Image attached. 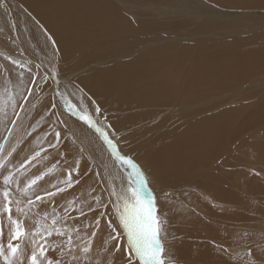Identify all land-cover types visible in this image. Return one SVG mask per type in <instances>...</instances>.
Instances as JSON below:
<instances>
[{
	"label": "rangeland",
	"instance_id": "374dc122",
	"mask_svg": "<svg viewBox=\"0 0 264 264\" xmlns=\"http://www.w3.org/2000/svg\"><path fill=\"white\" fill-rule=\"evenodd\" d=\"M64 1L56 0L55 2L53 0L52 4ZM81 1L84 5L91 2V0ZM81 1L78 0V2ZM115 1L119 5H116L118 8L115 6ZM168 1L111 0L112 3L110 7L107 6V10L111 14L118 12L122 19L130 24L126 23L127 27H131V29L137 23L136 27L139 31L135 30L133 34L138 39H134L136 42L144 40L142 47L145 46L146 50L151 47L159 50L167 43L172 42L174 46H171L170 52L173 57L167 53L165 58L179 66L178 68L183 67L182 69L185 71L187 66H191L197 74V80L206 70L209 74L207 73L201 79L210 75L209 70L211 69H205V67H208L207 63L211 64L210 62H214L218 58L224 60L226 56L230 55L231 57L232 55L233 57L235 55L236 57L234 56L230 60L235 64L236 69L233 73V68L228 65L230 70L229 72L224 71L227 77H225L226 81L221 84L222 87L214 85L220 80L215 78L217 80H214L213 85L202 91L197 97H193L194 93H187L186 90H184V94L177 93L178 98L181 96L179 100H182L178 105L173 103L172 96H167L165 102L142 104L143 100L153 101L152 96H155L154 94L150 96V89H145L142 93L137 94V97L142 100L137 103L138 105H135L138 107H135L130 103L132 101L128 97L107 99L106 96L110 97L109 92H104L100 88L99 92L102 95L90 85L93 81L89 78L87 69L91 71L105 70L108 67L107 64L112 65L115 56L112 57L111 50L101 49L97 42L93 45L86 43L81 49L76 50H69V48L61 46L62 35L58 36L50 28L51 25L55 26L56 22L46 17L43 20L44 17L36 13L46 6L45 0H35L33 3L0 0V54H11L10 56L18 60L27 58L24 63L18 62V68H12L21 76L19 90V97H21L20 101L15 104L14 115L10 120V122L15 120V125L10 123L2 138L0 161L4 155L6 160L3 162L6 165L9 158L20 154V150H23L26 145H22V148L21 144L29 136L26 133L28 126L34 121L40 120L54 129L52 132L49 131L46 145L44 143L48 151L39 152L40 154L34 158L35 160L29 158L27 162H24L25 159H23L24 167L20 171L24 170L20 175L36 170L39 168L38 166L44 165L43 162H51L58 155L57 163H50V168L43 166V172L38 175L41 177L37 180L39 183L35 184L42 186L45 182L46 186H51L62 179L65 182L70 170H72V180L78 181L69 189L65 187L62 180L60 185L58 182L57 186L52 185L51 187H63L66 188V191L60 192L56 190L58 188L54 187L51 189L56 190L52 192L55 193L54 195L32 196V203H28L29 199L21 196L15 197L11 194L12 219L20 222L24 233L19 240L11 241L13 244L20 245L12 258L14 264H31V255L33 251L39 250V245H43L46 249L44 264H47L48 260H51L52 264H128L127 238L119 226L118 209L122 210L125 200L131 202V191L141 189L145 200L149 198V193L152 194L155 215L162 222L160 240L164 248L165 264H226L225 261L229 260H233L232 264H264V59L261 57L260 51L252 50L253 46H258L261 39L262 43L259 46L264 47V9H234L226 5L225 2L222 3L221 0H194V3L190 0H184L185 2ZM120 2L121 4H119ZM35 3L38 5L33 8ZM99 6L96 7L97 11H101ZM44 7L43 9H45ZM87 9H95V7L93 4H89ZM41 12L45 13L44 16L50 14L55 17L56 15L44 10ZM101 17L98 15L97 19H101ZM43 21L46 23L43 24ZM204 28L205 30H203ZM241 30L247 31L241 32ZM195 31H199V35L193 37L192 33ZM211 32V35H204ZM200 35L203 36L200 37ZM251 35L256 38H250ZM170 37H172L171 40L167 42L165 39ZM178 37L184 42L177 39ZM198 37L207 41L208 44L189 51L192 53L191 59L195 61L190 63L185 57L184 51L189 41L197 40ZM242 37L246 38L242 39ZM240 38L242 41L239 40ZM249 38L252 40L249 41ZM25 39L27 40L25 41ZM134 39L129 38V40ZM157 39L159 40L157 41ZM53 40L55 44H53ZM233 40H236L240 47L236 43L238 45L236 49ZM108 42L109 40H107ZM148 42H150L149 45ZM133 43L135 42L133 41ZM210 43H214V46H218L220 50L215 55V48L209 47L212 46ZM129 49H132V46ZM91 50L93 51L91 52ZM137 50H139L138 53L144 52V49L134 48L131 54H136ZM94 51L103 54L106 52V55L104 54L106 57L101 56L102 58L98 59L94 56ZM246 52L248 53L246 54ZM87 53H89V57L85 55ZM222 56L224 57L222 58ZM251 56H253V63L250 61L252 60ZM262 56L264 55L262 54ZM132 59L130 57L128 60ZM230 60L229 62L232 63ZM257 60L258 62L261 60L260 66ZM117 62L116 60L115 63ZM245 62H250L253 68L256 65L260 72L253 73L254 77H252V73H249L250 77L243 79L245 81L236 79L237 82L228 87L230 81L235 80L234 76L242 77L241 74L245 72V69L242 68L238 71L237 65L238 63L245 64ZM0 64H3L1 67L7 65ZM8 68L11 69L10 64ZM82 68L84 69L82 70ZM215 69L218 68L215 67ZM30 80H34V83ZM42 80L43 82H41ZM14 84L16 85V83ZM119 87L121 84L109 87V89L114 90L115 88L116 90ZM183 95L199 99L195 102H187L183 100ZM119 100L122 102L120 103ZM31 101L36 105L29 114L25 112V109L32 103ZM127 104L132 106L128 107ZM70 105L75 108V112L69 111ZM97 107L100 109L99 114L96 112ZM210 109H212L211 112ZM134 110L135 112H133ZM229 110H232V114L222 120V123L228 128H223L222 130L226 131L213 137L214 140L212 139L218 141L217 143L223 139L219 143V147L215 146L214 153L213 151L208 153L205 149L203 157L198 155L192 162L190 156L186 157L189 155L186 149H174L178 152L172 150L173 154H176L170 161L174 165V173H165L159 177L160 179L151 177L152 169L154 171L159 164L164 165L165 162L168 164L164 154L165 158L162 157L164 162L158 157V159L153 157V162L146 161V165L141 162L142 158L147 157L153 150L154 143L163 140L161 143L164 144L168 140L171 141L178 137L180 139L182 130L179 127H183V124L191 125L210 114H221ZM234 110L237 112L235 113ZM77 112L88 113L96 127L107 133L115 146L116 154L130 160L134 167L118 160L117 155H113V148L105 143L100 133L82 122L76 114ZM177 123L178 125H176ZM218 123L217 121L216 126L220 129ZM19 124V128H16ZM12 131L13 133H11ZM55 131H59L61 134L58 144L55 141ZM176 132L177 134H175ZM196 134V136L201 135V133ZM168 136L172 139L170 140ZM53 142L56 148L49 146ZM64 145H68L71 151L78 154L77 161L66 157L71 155V151H63ZM229 145L233 147V150L228 147ZM255 145L257 148H254ZM258 148L259 152L256 150ZM15 152L18 153L15 154ZM156 152L153 151V154ZM160 154L162 155V153ZM14 169L16 168H12V170ZM3 170L0 169V172ZM48 174L49 177L53 174L51 176L54 178H50L51 181ZM142 179L146 181V184H141ZM250 188L251 191H249ZM63 193L69 202L66 201L67 199L64 200ZM68 194L69 196H66ZM37 196H40L41 199L37 200ZM1 200L3 198H0V205ZM45 203H50V206L49 210L47 207L44 212L42 206ZM17 208L21 211H16ZM49 211L55 212L54 216ZM48 214L51 217H48ZM97 220H99V224L96 223ZM109 222L112 224L111 228ZM57 229L63 235H58ZM15 231L16 225L8 219V214L0 206V245L3 246L5 252H7V245ZM47 232L52 234L46 235ZM93 232L96 233L95 237H92ZM113 236L116 238L113 239ZM68 237H71V251H69ZM51 238L53 241L47 240ZM89 242H91L92 251L85 255L80 249ZM117 244H119L120 250L114 251ZM54 249L57 250L56 256H52L51 253ZM249 249H251V256L247 254ZM220 254H223L224 261L221 260ZM0 264H3L2 258H0ZM133 264H139L135 257H133Z\"/></svg>",
	"mask_w": 264,
	"mask_h": 264
},
{
	"label": "bare ground",
	"instance_id": "6f19581e",
	"mask_svg": "<svg viewBox=\"0 0 264 264\" xmlns=\"http://www.w3.org/2000/svg\"><path fill=\"white\" fill-rule=\"evenodd\" d=\"M6 1H9V2H12V0H6ZM17 1H21L22 3H28V2H34L35 0H25L23 2V0H17ZM47 3L46 6L44 7L45 9H40L39 11H36V13L41 16V17H44L43 20H45V17L46 18H50L51 20L53 19L55 22H56V25L55 26H50V28L58 35H62V43L60 44L61 46L65 47V48H69V50H76V49H81L83 47V45H85L86 43H90V44H94L95 42H97L98 46L101 48V49H109L111 50V53H112V57L113 58V64L112 65H108V67L105 69V70H99L96 71H91L90 69H87L88 72V76L89 78L93 81L92 83H90V85L94 88V90L97 92V93H101L99 92L100 91V88L101 90H103L104 92H109L110 93V97L109 96H106L107 99H110V98H118V97H128L132 102L133 106L135 105H138L137 103L142 100L140 98L137 97V94H140L142 93L145 89L148 90L150 89V96L152 94H154L155 96H152L153 101L149 100H143L142 104H146L147 102H150V103H154V102H165L166 99H167V96H172L173 97V103H176V105H178L180 103V101L182 100H179V97L178 98V94H184L186 90L187 93H194L193 94V97H197L202 91H204L205 89L209 88L211 85H213V82L214 80H217L215 78H218L220 79L219 81H217L214 85H216V87L218 85L221 86V84L223 82H225L227 75L224 71H227L229 72L230 69H228V65H231V67L233 68V73L236 69L235 67V64L230 60V59H233V56L230 55L229 56H222V58L224 57V60L223 59H219L214 61V62H210L211 64H208L207 63V66L208 67H205L206 68H210L211 70H209L210 72V75H207L205 77V79H201L203 78L207 73H208V70L204 71L200 78L197 80L196 79V76L197 74L194 72L193 68L191 66H187L185 69H182V68H178L179 66H176L174 63L172 62H169V60H167L165 58V55L168 53L171 54L170 56L173 57V54L170 52V49H171V46L173 45L172 42L171 43H167L163 48L157 50L158 48L156 49H153V47L149 48L146 50V47H142L144 45V40L142 41H135L134 38L138 39L137 36H135L133 34V31L135 32V30H138L139 29L136 27V24L134 26L133 29H131V27H127L126 23L127 21H124L121 17V15L117 12L115 14H111L108 10H107V6L110 7V4L112 3L111 0H91L90 3L84 5L81 1V2H78V0H65L64 2H60V3H55V4H52L53 3V0H45ZM58 1V0H57ZM62 1V0H61ZM114 1V0H113ZM185 2L184 0H177V2ZM192 3H194V0H190ZM198 1V0H196ZM56 2V0H55ZM170 2V0L168 1ZM176 2V3H177ZM221 2H225L226 5L230 6L231 8H236V9H255V10H259V9H264V0H221ZM116 3V1H115ZM36 4V3H35ZM89 4H93L95 9H87L88 5ZM121 4V2L119 3ZM24 5V4H23ZM38 4L34 5L33 8H35ZM100 5V6H99ZM117 5V3L115 4V6ZM40 6V5H39ZM101 7L100 10L101 11H97L96 10V7ZM114 6V7H115ZM119 6V5H117ZM116 6V7H117ZM122 6V5H120ZM7 7V5H6ZM113 7V5H112ZM113 7V8H114ZM115 7V8H116ZM124 7V6H123ZM130 7V6H128ZM158 7V6H157ZM112 8V9H113ZM118 8V7H117ZM116 8V9H117ZM41 10H44L46 12H52L55 15L52 16L50 15H47V16H44V14H42ZM121 10V8H120ZM33 11V10H32ZM119 11V10H118ZM21 12V11H20ZM34 12V11H33ZM123 12V11H121ZM128 13V12H127ZM236 13V12H235ZM126 14V12H125ZM123 14V15H125ZM141 14V13H140ZM100 15L102 16L101 19H97V16ZM36 16V15H35ZM189 16V15H188ZM145 17V16H144ZM187 17V16H186ZM34 18V17H33ZM39 18V17H38ZM100 18V17H99ZM48 19V21L50 20ZM127 19V18H125ZM33 20V19H31ZM50 20V21H51ZM136 21V20H135ZM138 21V20H137ZM45 21H43V24H44ZM139 22V21H138ZM21 23V22H20ZM34 23V22H33ZM37 23V22H36ZM42 23V22H41ZM46 23V22H45ZM50 23V22H49ZM140 23V22H139ZM138 23V24H139ZM128 24V23H127ZM130 25V24H128ZM37 26V25H36ZM161 26V25H160ZM46 27V26H45ZM44 27V28H45ZM48 27V25H47ZM46 27V28H47ZM139 27V25H138ZM140 27H142V25H140ZM35 28V27H34ZM48 29V28H47ZM141 29V28H140ZM205 30V28L203 29ZM249 30V29H248ZM28 31V30H27ZM247 31V30H246ZM245 30H241V32H246ZM50 32V31H49ZM43 33V32H42ZM138 33V32H137ZM52 34V33H51ZM55 34V35H56ZM194 35H192L193 37L194 36H197L199 35V31H195L194 33H192ZM211 33H206L204 35H211ZM245 34V33H244ZM253 34V33H252ZM257 35V34H255ZM126 36V37H125ZM178 36V35H177ZM191 36V35H190ZM203 36V35H200V37ZM254 36V35H253ZM260 36V35H259ZM23 37V36H22ZM54 37V35H53ZM57 37V36H56ZM125 37L123 40L122 38ZM200 37H198L197 40L193 39V41H189L188 42H185L186 44L188 43L187 45V48L186 50L184 51V54H185V57L187 58L188 62L190 63H194L195 61H193V59H191V54L189 51L191 50H194V49H198L199 47L204 46L206 45L207 41H204L202 38V41L200 39ZM250 38H254L251 36H249ZM20 38V37H19ZM55 38V37H54ZM129 38L131 39H134V40H129ZM172 37H170L169 39H165L167 42H169L171 40ZM182 38V37H181ZM207 38V37H206ZM205 38V39H206ZM244 37H242L243 39ZM246 38V37H245ZM244 38V39H245ZM249 38V41L252 40ZM256 38V37H255ZM254 38V39H255ZM146 39V38H145ZM179 39V37L177 38ZM176 39V40H177ZM184 39V38H183ZM182 39V40H183ZM230 39V38H229ZM228 39V41H229ZM242 39L240 38L239 40L242 41ZM260 39H261V36H260ZM27 39H25L26 41ZM37 40V39H36ZM107 40H109V42L107 43ZM148 40V39H146ZM159 39H157L158 41ZM180 40V39H179ZM185 40V39H184ZM208 40V39H207ZM248 42V39H246ZM47 41V40H46ZM123 41V42H121ZM126 41H128V43H126ZM133 41L135 43H133ZM161 41V40H160ZM181 41V40H180ZM226 41V39H225ZM231 41V40H230ZM255 41V40H254ZM253 41V42H254ZM257 41V40H256ZM39 42V41H38ZM41 42V41H40ZM175 42V40H174ZM178 42V40H177ZM182 43L184 41H181ZM234 42L235 44L237 43L236 40L232 41ZM252 42V41H251ZM250 42V43H251ZM252 42V43H253ZM79 43V44H78ZM147 43V41H146ZM150 42H148V45H149ZM153 43V42H152ZM157 43V42H156ZM217 43V42H216ZM255 43V42H254ZM257 43V42H256ZM262 43V39L260 41V43L258 44V46H253L252 47V50L254 49H257L258 51H260L261 53V57H263L264 59V56H262V54L264 55L263 51H264V47H260L259 45ZM264 43V42H263ZM43 44V43H42ZM138 44V46H137ZM208 44V43H207ZM212 44V46H209V47H212V48H215V52H214V55L215 53H217L219 50L218 46L215 47L214 46V43H210ZM239 45V43H237ZM236 44V49L238 48V45ZM249 44V43H248ZM147 45V44H146ZM153 45V44H151ZM161 45V44H160ZM181 45V44H179ZM219 45V44H218ZM229 45V43H228ZM252 46V44H250ZM257 45V44H255ZM130 46H132V49L134 48H140V49H144L142 53H138L139 50L136 51V54L135 53H132L131 54V51L132 49H129ZM141 46V47H139ZM174 46V45H173ZM172 46V47H173ZM184 46V45H183ZM227 46V45H226ZM230 46V45H229ZM262 46V45H261ZM264 46V45H263ZM21 47V46H20ZM72 49H71V48ZM156 47V46H154ZM221 47V46H220ZM235 48V46H233ZM232 47V48H233ZM240 47V45H239ZM246 47L248 48V46L246 45ZM167 48V49H166ZM180 48V47H179ZM228 48V47H227ZM96 49V48H94ZM93 49V50H94ZM174 49V48H173ZM182 49V48H181ZM234 49V50H236ZM10 50V48H9ZM87 50V49H86ZM91 50V52L93 51ZM107 50H104V51H107ZM233 50V51H234ZM240 50V49H239ZM251 50V52H253ZM26 51V50H25ZM101 51V50H100ZM177 51V50H176ZM206 51V50H205ZM249 51V49H248ZM19 52V51H18ZM90 52V50H89ZM257 53V51H254ZM1 53V52H0ZM7 53V52H5ZM106 53V52H105ZM104 53V54H105ZM138 53V54H137ZM175 53V51H174ZM240 53V51H239ZM248 52H246L247 54ZM10 54V53H9ZM94 56L96 58H102V57H106L103 53L99 52V51H94L93 52ZM134 54V55H133ZM181 54V53H180ZM244 54V53H243ZM11 55V54H10ZM8 54H0V63H4V65H6L5 67H1L2 65L0 64V145L2 144V138L4 137V135L6 134L7 130H8V125L11 123L10 120L12 119L13 115H14V110H13V107L15 106L16 102H19L20 101V97H19V90L21 88V84H20V80H21V76L20 74H17L14 70H12V68L14 67V69L19 65L18 62H21L24 63L26 61V59H22V60H18V59H15L13 56H10ZM87 57H89V53L85 54ZM239 56L242 55V54H238ZM237 55V56H238ZM251 55V54H250ZM259 55V54H258ZM82 56V55H81ZM92 56V55H91ZM93 56V57H94ZM102 56V57H101ZM177 56V55H176ZM249 56V55H247ZM246 56V57H247ZM256 56V54H255ZM111 57V56H109ZM111 57V58H112ZM130 57H132L133 59L132 60H128ZM218 57V56H217ZM236 57V56H235ZM242 57V56H241ZM252 57V60H250L251 62L253 61V56ZM249 57V58H251ZM85 58V57H84ZM110 58V59H111ZM178 58V57H177ZM193 58V57H192ZM248 58V57H247ZM247 58H244L243 59H247ZM34 59V58H33ZM171 60H173L171 57H170ZM214 59V58H213ZM217 59V58H215ZM238 59V57H237ZM240 59V58H239ZM4 62H1L3 61ZM84 60V59H83ZM93 60V59H92ZM118 61L117 63H115V61ZM229 60L234 64L230 63ZM236 60V59H235ZM241 60V59H240ZM244 60V61H245ZM256 60V59H254ZM259 60V59H258ZM257 60V62H258ZM13 61H16L17 63H13ZM39 61V60H38ZM78 61V60H77ZM81 61V59H80ZM89 61V60H87ZM99 61V60H98ZM201 61V60H200ZM248 61V59L246 60ZM261 61V60H260ZM259 61V62H260ZM34 62V61H33ZM41 62V61H40ZM203 62V61H202ZM238 62V61H236ZM243 62V61H242ZM258 62V63H259ZM263 62V61H262ZM29 63V62H28ZM35 63V62H34ZM253 63V62H252ZM255 63V62H254ZM10 64V67L11 69L8 68ZM37 64V63H36ZM47 64V63H46ZM188 64V63H187ZM196 64V63H195ZM237 64V63H236ZM256 64V63H255ZM42 65V64H41ZM61 65V64H60ZM86 65V64H85ZM105 65V64H104ZM105 65V66H107ZM190 65V64H189ZM201 65V64H200ZM205 65V64H204ZM258 65V64H257ZM21 66V65H20ZM30 66V65H29ZM206 66V65H205ZM253 66V65H252ZM250 64V62H245V64L243 63H238L237 65V69H239L238 71H240V69L244 68L245 69V72L243 74H241V78H237L236 76H234L235 80H232L230 81L231 83L229 84L228 87L234 85V83H236V79H238L239 81H245L243 79H248L250 77V74L249 73H259L260 70H258V68H256V65H255V68H253ZM259 66H260V63H259ZM31 67V66H30ZM45 67V66H43ZM47 67V66H46ZM194 67V66H193ZM198 67V66H197ZM215 67H217L218 69H215ZM258 67V66H257ZM18 68V67H17ZM115 68V69H113ZM202 68V67H201ZM32 69V68H31ZM84 68H82L83 70ZM243 69V70H244ZM93 70V69H92ZM48 72V71H47ZM215 72V73H213ZM262 73V72H261ZM209 74V73H208ZM83 75V74H82ZM234 75V74H233ZM236 75V74H235ZM244 77V78H243ZM254 77V74L253 76ZM201 79V81H200ZM242 79V80H241ZM83 80V79H82ZM250 80V79H249ZM56 81V80H55ZM62 83V81H60ZM16 83V85L14 84ZM228 83V82H227ZM53 84V83H52ZM118 84H121V87H119L118 89L115 90H112V89H109V87H113V86H118ZM84 85V84H83ZM90 85H88L90 87ZM226 85V83H225ZM91 87V88H92ZM222 87V86H221ZM224 87V86H223ZM90 88V89H91ZM117 88V87H116ZM181 91V92H180ZM184 91V92H183ZM153 92V93H151ZM54 93V92H53ZM64 93V92H63ZM178 93V94H177ZM198 93V94H196ZM102 94V93H101ZM22 95V94H21ZM103 95V94H102ZM149 95V94H148ZM55 96V95H54ZM64 96V94H63ZM66 96V95H65ZM149 96V97H150ZM60 97V96H59ZM184 97V101H189V102H195L197 99L199 98H193V97H190V96H186V95H183ZM150 98V99H152ZM247 98V97H245ZM64 99V98H63ZM66 99V98H65ZM80 99V98H79ZM34 100V99H33ZM35 101V100H34ZM128 101V100H127ZM32 102V101H31ZM120 102V100H119ZM122 102V101H121ZM120 102V103H121ZM126 102V101H124ZM127 103V102H126ZM262 104V103H261ZM36 105V104H35ZM35 105L33 104V102L27 107L26 106V109H25V112L26 113H31L35 107ZM123 105V104H122ZM128 105V104H127ZM125 105V106H127ZM131 105V104H129ZM128 105V107H129ZM132 106V105H131ZM130 106V107H131ZM261 106V105H260ZM135 107H138V106H135ZM111 108V107H110ZM118 108V107H117ZM164 108V107H163ZM253 108V107H252ZM129 109V108H128ZM133 109V108H132ZM214 109V108H213ZM28 110V112H27ZM212 109H210V112H211ZM123 111V110H122ZM209 111V110H208ZM218 111V110H217ZM235 113L237 112L236 110H234ZM240 111V110H239ZM37 113V111H35ZM130 112V111H129ZM132 112V111H131ZM135 112V110L133 111ZM209 113V112H208ZM218 113V112H217ZM129 114V113H128ZM196 114V113H195ZM232 114V110H229L228 112H224V113H221V114H215V115H209L207 116L206 118H203L201 120H199L198 122H195L193 124H186L184 125L183 124V127L181 126V128L179 127L180 130H182L180 136V139L179 137L178 138H175L174 140L172 138H170V136H168L170 138L171 141H169V143L165 142L164 144L163 143V140H158L157 143H154V145L152 146L153 147V150L150 151V153L147 155V157H144V159L142 158L141 162L143 164L146 165V161H148L150 163L153 162V157L154 159H162V161L164 160L163 158L167 157L165 161H168V164L167 162L164 163V165H161L159 164L157 168H155V170L153 171V169L151 170L152 174L150 173L151 177L153 179H160L159 177L161 175H164L165 173H169V172H172L174 173V169H173V166L172 163L170 161H172L171 159H173L174 155H176L175 153L173 154L172 150H179V148H183V149H186L189 153V155H187L186 157L190 156L189 158H192V162L195 161L196 159V156L198 155H201L203 154L204 150L206 149V151L208 153H210L211 151H216L214 148H216L215 146H218L219 147V143L223 141V139L219 140V143H217L218 141H213L215 138L213 137H216L218 135H221L223 131H226V130H222L223 128H228L227 126H225L223 123H222V120L223 119H226L227 115H231ZM243 114V112H242ZM257 114V113H256ZM123 115V114H122ZM260 115V114H259ZM129 116V115H128ZM71 121V120H70ZM219 122L218 124L220 125V129H218V127L216 126V122ZM73 122V121H72ZM228 123V122H227ZM178 125V123L176 124ZM182 125V124H180ZM228 125V124H227ZM20 124L16 127V128H19ZM51 126V125H50ZM217 127V128H216ZM242 127V126H241ZM244 127V126H243ZM16 128H13L14 130H16ZM176 128V127H174ZM235 128V127H234ZM247 128V127H246ZM242 131L243 129L240 128ZM239 129V130H240ZM53 127H49V124L46 125L44 124L43 122H41L40 120H36L34 121V123L30 124L27 128V131L26 133L29 135L28 138L25 140V142H23L21 144V147L23 148L22 145L26 144L24 146V149L20 150V154L18 156H15L13 158H9V162H7L6 164V167L4 168L3 171L0 172V193H2L3 189H4V185H3V176L4 175H7L8 174V171H12L14 173L13 175V181L14 183L11 185V188H10V191H11V194L14 195L15 197L17 196H21V197H24L26 199H32L33 197L32 196H36V195H45L44 197L47 196V193H52L54 192L55 189L51 190L52 188L56 187L59 182L58 185H60V182L63 180V183H64V179H62L61 181H57L56 183L54 184H51V179L53 174L50 175L49 177V174H48V177L50 179V184L51 186L52 185H56L54 187H51V186H46L45 185V182H43V185L40 186L39 184H32L31 187H27V185L30 183V181L32 179H34L35 177H37L40 173L43 172V166L44 167H49L50 163H57L58 161V155L56 156V158H54L53 160H51V162H46L43 164L44 165H41V166H38L39 168H37L36 170L34 171H31L27 174H23V175H20L21 173H23L22 171H20L22 169V167H20L21 165H23L24 163L23 162V159L24 162H27V160L29 158H33V157H36V153L37 152H46L48 151L47 150V147L45 146L46 145V140L47 138L49 137V131L52 132ZM179 130V131H180ZM13 133V131L11 132ZM172 133V132H171ZM170 133V134H171ZM196 133H201V135L199 136H196L197 134ZM177 134V132L175 133ZM174 134V135H175ZM235 137H238V136H235ZM174 138V137H173ZM239 138V137H238ZM154 139V138H153ZM158 139V138H157ZM213 139V140H212ZM220 139V138H219ZM162 141V143H161ZM166 141V140H164ZM11 142V141H9ZM45 143V145H44ZM162 145H161V144ZM256 143V142H255ZM51 144V143H50ZM54 144V142H53ZM159 145V146H158ZM161 145V148H159ZM222 145V143H221ZM258 145V144H257ZM7 146V145H6ZM224 146V145H223ZM260 146V145H259ZM225 147V146H224ZM229 148H232L233 150V147H230V145L228 146ZM227 147V148H228ZM56 148V147H55ZM178 148V149H176ZM254 148H257V146L255 145ZM261 148V147H259ZM256 149L258 152L260 149ZM1 149V148H0ZM71 148L68 147V145H64L63 147V151L65 150H70ZM221 149V147H220ZM223 149V148H222ZM226 149V148H225ZM224 149V150H225ZM18 150V151H19ZM50 150V149H49ZM156 150H159L160 153H162V155L159 153V152H156ZM174 150V151H175ZM228 150V149H226ZM263 150V149H262ZM71 151V150H70ZM153 151H155L156 153L153 154ZM67 152V151H66ZM176 153H178L177 151H175ZM224 152V151H223ZM230 152V151H229ZM18 153V152H17ZM15 152V154H17ZM71 155L70 156H66L67 158L73 160V161H77V156L78 154L75 152V151H71L70 152ZM69 154V153H68ZM163 154L165 155V157L163 156ZM212 154V153H211ZM6 155V154H5ZM3 158L1 157V161H4L6 160V158L4 157V155H2ZM13 156V155H12ZM206 156V155H205ZM204 156V157H205ZM158 157V158H157ZM163 157V158H162ZM208 157V156H207ZM206 157V158H207ZM218 157V156H217ZM37 159V158H36ZM39 159V157H38ZM35 160V159H34ZM150 160V161H149ZM191 160V159H190ZM202 160V159H201ZM161 161V162H162ZM184 161V160H183ZM218 161V160H217ZM216 161V163H217ZM30 162V161H29ZM35 162V161H34ZM147 162V164H149ZM164 162V161H163ZM181 163H184V162H181ZM186 163V162H185ZM196 163V162H195ZM27 164V163H26ZM31 164V163H30ZM40 164H42L40 162ZM39 164V165H40ZM167 164V165H166ZM187 164V163H186ZM192 164V163H191ZM180 165H185V164H180ZM51 166V165H50ZM53 167H55L54 165H52ZM178 166V164H177ZM198 166V165H197ZM210 166V165H209ZM18 168L19 171H16V169L12 170V168ZM24 167V166H23ZM26 167V166H25ZM187 167V166H185ZM189 167V166H188ZM195 167V166H194ZM50 168V167H49ZM48 168V169H49ZM184 169V168H183ZM80 170V169H79ZM186 170V168H185ZM194 170V168H193ZM188 171V169L186 170ZM51 172V170H50ZM189 172V171H188ZM197 172V171H196ZM146 175V174H145ZM42 176V174H41ZM47 177V178H48ZM44 178V177H43ZM48 179V180H49ZM38 182V181H36ZM39 183V182H38ZM62 183V182H61ZM49 185V184H48ZM66 187V186H65ZM28 188V189H27ZM58 188V187H56ZM60 188H63V187H60ZM243 188V187H242ZM66 189V188H65ZM70 189V188H69ZM68 189V191H70ZM57 190V189H56ZM55 190V191H56ZM243 190V189H242ZM248 190V189H247ZM66 191V190H65ZM72 191V189H71ZM251 191V188L250 190ZM73 192V191H72ZM247 192V191H246ZM74 193V192H73ZM72 193V195H73ZM245 193V192H244ZM262 193V192H261ZM61 194V193H60ZM60 194L58 195L60 197ZM64 194V193H63ZM70 194V193H69ZM66 195V196H69ZM63 196V195H62ZM61 196V197H62ZM65 197V194L63 196V198ZM72 197V196H71ZM74 197V196H73ZM0 198H2V196H0ZM77 198V197H76ZM67 199L66 201H68V198H64V200ZM78 199V198H77ZM98 199V197H97ZM59 200V199H58ZM72 200V199H71ZM70 200V201H71ZM1 207L3 208V205H4V202L3 200H1ZM69 202V201H68ZM96 203V202H95ZM72 204L74 205V203L72 202ZM77 204V202H76ZM52 205V204H51ZM72 205V206H73ZM49 206H50V203H45L43 206H42V211H44L47 207V209L49 210ZM53 206V205H52ZM51 206V207H52ZM76 207V206H75ZM70 208V207H68ZM91 208V207H90ZM94 208V207H93ZM53 210V209H52ZM74 210V209H73ZM87 210V208H86ZM85 210V211H86ZM91 210V209H90ZM51 211V210H50ZM49 211V212H50ZM72 211V210H71ZM45 212V211H44ZM48 212V213H49ZM93 212V211H91ZM51 213V212H50ZM44 214V213H43ZM55 214L54 213H51ZM60 214V213H59ZM62 214V213H61ZM65 214V213H64ZM45 215V214H44ZM66 215V214H65ZM47 216V215H45ZM50 215L48 214V217ZM51 217V216H50ZM53 218V217H52ZM6 229V228H5ZM94 239V238H93ZM48 241H53V239H47ZM56 241V240H54ZM88 241V240H87ZM47 242V241H46ZM49 244V243H48ZM61 244V243H60ZM52 245V244H51ZM50 246V245H48ZM54 247V246H53ZM49 250V248H48ZM52 253V256H56L57 254V250H52L51 251ZM59 254V253H58ZM221 255V260H223V257L222 256L223 254H220ZM225 259V258H224ZM227 260V258L225 259ZM229 260V258H228ZM224 261V260H223ZM228 262V263H227ZM225 261L226 264H232L233 263V260H229V261Z\"/></svg>",
	"mask_w": 264,
	"mask_h": 264
},
{
	"label": "snow or ice",
	"instance_id": "6c2138e0",
	"mask_svg": "<svg viewBox=\"0 0 264 264\" xmlns=\"http://www.w3.org/2000/svg\"><path fill=\"white\" fill-rule=\"evenodd\" d=\"M49 39H52L49 37ZM53 44L55 41L53 40ZM13 63H17L13 61ZM29 71H31L29 69ZM30 82L34 83V80H30ZM43 82V80L41 81ZM29 95L31 92L29 91ZM15 111V106L13 107ZM69 111L75 112V108L73 106H69ZM97 114H99L100 109L97 107L96 109ZM79 119L88 125L91 128H94L96 132L100 133V135L104 138L105 143H107L110 147L113 148V155H117L115 151V146L113 145L112 141L109 139L107 133L102 132L99 127H96L92 117L86 113H76ZM18 118V114H17ZM11 123L13 126L15 125V120H12ZM61 134L59 131H55V141L58 144L60 141ZM50 147H55V144H50ZM40 153L37 152L36 155L38 156ZM35 157H33L34 159ZM117 159L120 160L122 163H126L131 167H134L130 160H126L124 157L117 155ZM21 165L20 167H23ZM6 165L3 161H0V169H4ZM77 169H78V162H77ZM19 171V169H16ZM14 173L12 171H8L7 175L3 176V185L4 189L0 196L3 198V211L8 214V219L12 221L13 224L16 225V231L12 235L7 245V252H5L2 245H0V258L3 260V264H14L13 257L15 256L18 248L20 247L19 244H13L12 240H19L21 236L24 234L21 227L20 222L18 220L12 219V198H11V185L14 183L13 181ZM41 177L37 176L30 181L27 187H31L32 184H35L37 180ZM65 185L67 188H71L74 183H78V181L72 180V170L69 171L68 177L65 180ZM141 184H146L145 180H141ZM65 188H58L57 191L63 192ZM55 193H47V195H54ZM131 202L125 200L122 204V210L118 209V216L117 219L119 221V226L123 229V232L127 238V245H128V264H133V257L138 259L139 264H165V260L163 257L164 248L160 240V233L162 231V222L161 220L155 215L154 208L155 205L153 203L152 194L149 193V198L145 200L143 190H133L130 193ZM37 200H40L41 197L37 196ZM28 203H32L31 199L28 200ZM16 211H21V209L17 208ZM99 224V220L96 222ZM55 224V221H53ZM109 227H112L111 222H109ZM58 235H63L58 229L56 230ZM115 231V229H113ZM51 232H47L46 235H51ZM35 235V234H34ZM96 233H92V237H95ZM113 239L116 237L113 236ZM69 241V251H71V237H68ZM38 251H33L31 255V264H44V258L46 254V249L43 245L38 246ZM119 244L114 247V251H119ZM80 251L85 255L89 254L92 251L91 242L85 244ZM251 256V249L248 250L247 253ZM75 259V257H73ZM47 264H52L51 260L47 261Z\"/></svg>",
	"mask_w": 264,
	"mask_h": 264
},
{
	"label": "crops",
	"instance_id": "0c3cea01",
	"mask_svg": "<svg viewBox=\"0 0 264 264\" xmlns=\"http://www.w3.org/2000/svg\"><path fill=\"white\" fill-rule=\"evenodd\" d=\"M85 182V181H84ZM101 249V248H100Z\"/></svg>",
	"mask_w": 264,
	"mask_h": 264
}]
</instances>
